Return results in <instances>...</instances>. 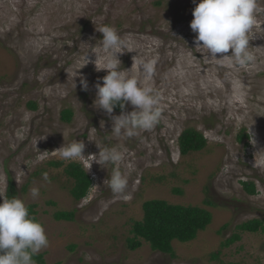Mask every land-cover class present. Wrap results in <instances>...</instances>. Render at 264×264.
Wrapping results in <instances>:
<instances>
[{
  "label": "rangeland",
  "instance_id": "1",
  "mask_svg": "<svg viewBox=\"0 0 264 264\" xmlns=\"http://www.w3.org/2000/svg\"><path fill=\"white\" fill-rule=\"evenodd\" d=\"M194 7L192 0H0V194L11 179L26 205L37 204L50 242L40 252L44 264H264L262 230L241 232L240 240L223 245L238 225L264 220V0H257L249 34L254 61L244 68L210 60L196 48ZM104 25L114 26L124 41L122 68L130 69L137 56L140 76L139 60H156L145 81L161 112L151 130L117 136L109 116L94 107V85L107 73L91 62L82 67L90 45L99 51L97 28ZM77 71L89 81L88 91L79 75L74 80ZM65 108L74 112L71 122L62 120ZM190 127L205 135L208 147L183 155L179 137ZM241 129L250 135L243 141ZM76 140L84 141L85 156L98 154L96 143L123 151L124 196L104 186L111 165L102 168L92 163L95 157H85L78 161L95 185L86 198L73 199L65 173L72 161L56 150ZM250 180L254 195L243 186ZM149 199L206 207L212 223L191 242L173 241L174 257L146 242L132 251L127 237ZM58 210H75V219L56 220Z\"/></svg>",
  "mask_w": 264,
  "mask_h": 264
},
{
  "label": "clouds",
  "instance_id": "2",
  "mask_svg": "<svg viewBox=\"0 0 264 264\" xmlns=\"http://www.w3.org/2000/svg\"><path fill=\"white\" fill-rule=\"evenodd\" d=\"M192 2L195 7L192 10L190 28L196 34L193 41L196 48L205 50L210 60H227L240 68L251 64L254 55L250 51L249 34L256 24L257 0ZM97 31L103 37L99 40V51L97 45H90L84 54L86 63L82 67L91 62L94 63L96 71L107 73L98 78L94 85V107L109 116L112 121L111 132L117 136L122 133L132 136L137 130H151L159 123L161 112L157 107V95L152 88L145 85V81L152 79L156 60L140 59L138 76L135 71L137 56L133 57L134 62L130 69L121 67L120 54L124 53L122 48L125 44L118 30L114 26L104 25L97 28ZM230 50L231 54H228ZM90 53L95 55L94 60L90 59ZM78 75L82 90L88 91L89 81L79 71L76 72L74 80ZM75 86L77 87L76 82ZM129 104L133 107L131 112L126 111ZM117 107L121 109V113L114 115ZM96 145L100 149L98 154L89 156L84 154L86 145L83 140L64 144L56 151L65 161L95 157L92 163L106 169V165H111V173L104 180V186L110 188L114 195L124 196L128 176L121 170L123 151L117 147ZM43 179H49L47 173L43 174ZM30 191L33 198L39 196L38 188L33 187ZM0 197H3V203H0V264H36L34 257L50 243L45 227L35 215L30 214L24 200L15 196L7 198L3 194Z\"/></svg>",
  "mask_w": 264,
  "mask_h": 264
},
{
  "label": "trees",
  "instance_id": "3",
  "mask_svg": "<svg viewBox=\"0 0 264 264\" xmlns=\"http://www.w3.org/2000/svg\"><path fill=\"white\" fill-rule=\"evenodd\" d=\"M32 109H36L37 105L33 102L29 103ZM117 112L121 109L117 107ZM74 112L71 108H65L61 112L62 120L71 122ZM250 135L241 129L238 139L243 141ZM249 145L248 142L245 143ZM179 146L181 153L187 155L191 152H199L208 147V140L205 135L197 129L186 128L179 137ZM50 165L61 166L63 161H50ZM65 173L71 184L69 192L73 199L77 202L87 197L95 185L93 176L88 173L83 164L79 161H72L65 167ZM243 186L251 195L256 194L257 186L253 181H243ZM25 190V189H24ZM182 193L181 190H176ZM19 191L13 180H9L5 196L11 198L13 196L19 198ZM0 203L3 199L0 198ZM52 203V202H51ZM210 205H214L213 201H209ZM30 214L37 217V204L27 205ZM144 216L140 220H134L130 229V236L127 237V246L130 250L135 251L149 243L154 251L175 256L173 241L177 240L182 243H188L195 240L199 233L206 230L212 223L213 213L206 207L198 205L174 204L165 199H149L143 204ZM54 218L58 221H73L75 219V210H58L54 213ZM40 221V220H39ZM236 232L227 239L223 245L229 246L240 240L241 232L256 233L260 230L264 231V220L255 218L244 222L237 226ZM218 256L217 253L212 255L213 258ZM36 264H44V253H39L34 257ZM60 264V263H57Z\"/></svg>",
  "mask_w": 264,
  "mask_h": 264
}]
</instances>
